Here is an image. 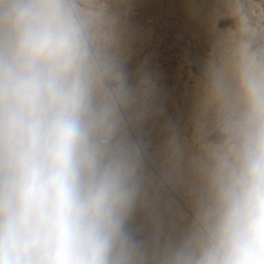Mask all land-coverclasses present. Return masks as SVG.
<instances>
[{"label":"bare ground","instance_id":"1","mask_svg":"<svg viewBox=\"0 0 264 264\" xmlns=\"http://www.w3.org/2000/svg\"><path fill=\"white\" fill-rule=\"evenodd\" d=\"M232 1L235 0H109L104 9L86 6L75 12L87 25H101L106 30L101 35H90L92 42L103 38L109 48L131 54L138 48L133 49L131 44L149 43L155 30L156 45L167 43L164 38L169 31L171 42L203 69L215 96L223 103L235 99L230 104L237 108L249 102L243 98L244 90L258 93L264 78L250 66L241 49L230 45V34L228 37L219 33L210 24L211 11L219 4L227 9ZM13 2L0 0V77L17 63L18 29L9 14ZM15 2L31 3L41 15L55 17L67 33L75 32L62 0ZM48 5L56 8L58 16L48 12ZM200 35L211 47L212 58L207 61L198 48L187 43ZM77 46L73 47L63 80L79 101L77 116L83 135L78 155L83 183H103L113 194L101 225L104 256H109L113 264H207L220 247L228 212L240 191V179L230 165L204 142L209 101L201 98L196 86L185 87L179 94L160 87L167 70L156 67L157 60L164 58L161 49L141 52L138 65L128 64L113 50V62H104V69L119 81L114 95L126 125L98 75L91 70L89 54ZM115 62L124 70L115 73ZM76 65L86 68L83 86L78 75L81 68ZM139 82L145 88L138 86ZM176 85L175 82L172 87ZM218 112L233 132L247 127L253 138L264 134V122L256 119L258 112L254 108L234 118L227 115L224 105L218 107ZM129 131L137 138L141 155ZM147 164L155 168L154 172L147 169ZM156 178L167 184L171 196L163 194Z\"/></svg>","mask_w":264,"mask_h":264},{"label":"clouds","instance_id":"2","mask_svg":"<svg viewBox=\"0 0 264 264\" xmlns=\"http://www.w3.org/2000/svg\"><path fill=\"white\" fill-rule=\"evenodd\" d=\"M9 14L18 50L0 77V264H103L113 194L82 180L79 101L63 80L72 37L31 3L14 0ZM207 264H264V136Z\"/></svg>","mask_w":264,"mask_h":264},{"label":"rangeland","instance_id":"3","mask_svg":"<svg viewBox=\"0 0 264 264\" xmlns=\"http://www.w3.org/2000/svg\"><path fill=\"white\" fill-rule=\"evenodd\" d=\"M62 2L65 5L70 23H72L75 27V32H69L70 34L73 33L71 35L73 40L72 48L76 44H79V46L76 45L77 48H84L83 50L89 54L87 55L89 58H91L89 60V62L92 63L90 64V66L92 65L91 70L98 75L100 84H102L101 86L104 87L107 94H109L121 116V108L117 102V98L114 95V92L119 87V81L116 80L113 75L112 77L106 72L104 69V62H113V50H115L122 60L126 61L128 64L134 65L136 62L139 63L142 60L143 55L141 56V52L142 54H145L149 49L151 50V48L157 50L161 49L160 51L162 52L161 54L164 55V58L157 60L156 67H167V70L164 83L160 85V87L163 89L174 90L175 94H179L185 90V87L192 89V87L196 86L201 98L209 101L211 110L206 112V119L203 128L204 142L209 145L212 153L222 157L230 165L235 173V176L240 179L238 188L241 189L248 162L254 154L259 139L264 136V134L257 139L253 138L248 135L247 127L240 128L236 132H233L228 128L226 121L222 119V116L219 115L218 107L220 105H224L228 110L227 115L231 118L237 117L240 113H245V111L249 108H254L258 112L256 119L264 122V85L258 88V93L252 91V89H245L243 92V98H246L249 102L246 104V106L234 108V105L230 103L235 99H231L228 103H223L222 101L224 100H221L215 96L211 81L207 75H205L203 69L198 66L196 62H193L185 52L179 50L181 48H179L177 44L171 42L172 34H170L169 31H166V38H164L167 43L164 42V44L161 46H157L155 43V34L158 30L153 32L150 42L146 43L148 44L147 46L146 44L140 45L139 43L131 44L133 49L138 46V48L136 47L137 49H134L136 53L133 51L135 54H140V56H138L133 52L131 54L119 49L109 48L107 42L103 38L92 42L90 35L95 33H99V35H101L103 34L102 32H106V30L103 26L101 27V25L97 26V28L96 25H87V23L81 21L82 19L75 12L78 8L85 9L86 6V9H104L109 6V0H62ZM231 4L229 7H226L227 9L224 8V5H217L215 10L211 11L214 13L210 14V24L217 32L227 35L228 37L231 36L230 45L234 48L241 49L242 55H245V58L250 61V66L252 68H256L262 78H264V0H235L234 2L232 1ZM48 7L49 13H53L55 16H58L57 10L54 6L50 7V5H48ZM62 24H64L62 25L63 27H67L66 23ZM187 43L189 46L191 45V47L198 48L200 56L205 59V61L212 58L211 47L203 40L202 35H200V38H197L196 40H188ZM128 57H131V60H128ZM137 63L135 65H138ZM78 66L76 65L77 69L81 68L78 70L79 82L81 84L80 86H83V74L86 68L85 66L84 68L83 66H79L78 68ZM123 70L124 68L122 65L116 62L115 64L113 63V71L115 73H119ZM175 82L178 85H176V87H172L173 83ZM138 86L145 88L146 85L142 82H139ZM123 120L124 122L126 121L125 118H123ZM125 124L127 125L126 122ZM249 124L250 123H246V126ZM187 131L189 134L191 133L189 126ZM129 133L134 144H136V147L140 148V144L137 143V138L134 137L132 132L129 131ZM112 140H115L116 143H119L117 138H113ZM187 140H190V136L187 137ZM105 141L106 139H100V142ZM139 148L138 151L141 155L142 150ZM147 169L154 172L153 169L155 168H152V166L147 164ZM155 182H160L159 184L164 190L163 194L171 196V191H168L169 188L167 184L160 180V178H156ZM217 207L220 210H223L221 206ZM201 232L208 238V240L211 241L205 231L202 230ZM216 250L218 251V248ZM103 264H113V260L109 256H103Z\"/></svg>","mask_w":264,"mask_h":264}]
</instances>
